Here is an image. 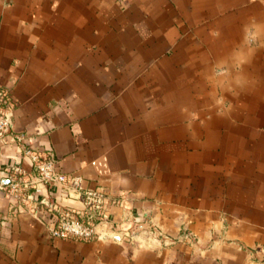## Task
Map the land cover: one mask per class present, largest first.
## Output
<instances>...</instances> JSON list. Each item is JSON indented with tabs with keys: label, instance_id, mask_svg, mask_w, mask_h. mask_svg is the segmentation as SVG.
I'll return each instance as SVG.
<instances>
[{
	"label": "crops",
	"instance_id": "0c3cea01",
	"mask_svg": "<svg viewBox=\"0 0 264 264\" xmlns=\"http://www.w3.org/2000/svg\"><path fill=\"white\" fill-rule=\"evenodd\" d=\"M0 86L11 134L171 241L54 238L0 190V264H264V0H0ZM14 165L1 136L0 185Z\"/></svg>",
	"mask_w": 264,
	"mask_h": 264
},
{
	"label": "built area",
	"instance_id": "2783aa9c",
	"mask_svg": "<svg viewBox=\"0 0 264 264\" xmlns=\"http://www.w3.org/2000/svg\"><path fill=\"white\" fill-rule=\"evenodd\" d=\"M11 91L0 86V137L11 135L12 139L21 144L22 155L31 162L32 175L26 173L19 165L9 169L8 182L0 185V190L12 207L27 208L40 220L54 238L89 241L102 239L104 234L119 236L120 239L138 242L146 248L167 246L169 238L153 223L144 227L142 224H131L134 216L130 212L126 195L109 194L106 188L84 186V178L75 174H65L58 166V160L49 148H35L33 137L24 133L11 134L12 113ZM57 184L62 194L79 201L82 211L77 213L69 208L50 207L44 197L48 185ZM121 209L120 218L112 221V207ZM180 235L190 238L191 233L184 227Z\"/></svg>",
	"mask_w": 264,
	"mask_h": 264
},
{
	"label": "water",
	"instance_id": "95a60500",
	"mask_svg": "<svg viewBox=\"0 0 264 264\" xmlns=\"http://www.w3.org/2000/svg\"><path fill=\"white\" fill-rule=\"evenodd\" d=\"M102 239H113V240H118V236H114V235H109V234H104L102 237Z\"/></svg>",
	"mask_w": 264,
	"mask_h": 264
}]
</instances>
